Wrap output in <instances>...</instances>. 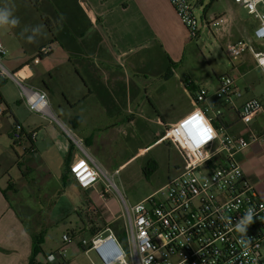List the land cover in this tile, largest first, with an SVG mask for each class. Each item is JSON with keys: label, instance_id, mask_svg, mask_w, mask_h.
<instances>
[{"label": "crops", "instance_id": "obj_1", "mask_svg": "<svg viewBox=\"0 0 264 264\" xmlns=\"http://www.w3.org/2000/svg\"><path fill=\"white\" fill-rule=\"evenodd\" d=\"M228 1L233 4L231 0ZM79 6L92 25L86 37H90V30H97L100 33L109 61L100 59L98 67L95 55L86 53L79 57L76 63H71L65 48L58 43L50 45L52 36L39 17L42 34L35 33L40 43L31 48L34 52L33 58L28 64L12 66L10 69L27 86L45 93L47 98L56 95L58 91L61 102H56L54 108L48 99L55 119L43 118L30 112L20 94L18 99L11 98L6 92V87L0 89V96L7 106V111L0 116V264H42L46 256L62 248L66 250L65 258H59L53 264H84V256L87 257L91 252L83 251L78 238L84 236L90 239L99 234L105 235L106 229L119 220L118 210L112 209V205L118 203V200L114 195L104 194L102 181L87 190H82L73 181L69 174V166L80 153L75 148L72 138L82 141L92 158L104 172L109 173L112 161L104 151L107 144L106 135L110 132L105 134L101 132L104 121L112 122L110 125L114 127L112 130H115L127 124L125 122L130 117L128 113L131 105L135 109L148 112L142 102L143 97L148 96L147 90L137 86L138 93L133 101H127L126 110L111 115L97 95L91 91L88 77L92 79L98 77L99 83L109 88L108 75L112 73V59L127 61L134 57L136 68L147 69V66L153 67L155 63L156 66H162L161 57L156 59L154 56H147L142 62L137 59L140 53H149L151 50L161 54L162 59L164 56L169 58L177 68L191 42L188 30L181 24L167 0H80ZM56 45L65 50V61L56 67H44L43 64L53 56V47ZM44 48L50 50L49 55L43 59H35L37 53ZM172 70L169 75L163 72L160 78L167 80ZM85 71H88L89 75L85 74ZM85 78L88 82L86 85ZM119 80L125 84L126 90H129L127 82L122 78H118ZM190 80L182 85L192 101L191 106L183 110L170 123L171 125L195 108L192 97L196 89L207 88L198 86ZM5 83L6 80L0 88ZM216 88L217 81L213 90L207 88L209 91L207 102L211 106L209 115L212 113L210 117L214 116V110L218 109L222 113L218 122L214 121V125H223L227 132L232 134H245V128L239 121L240 108L245 101L257 97H246L240 101L241 97L229 105L215 99L213 92ZM91 98L95 101H91ZM260 101L264 104V99ZM12 103L16 106L11 107ZM151 104L155 109L154 104L152 102ZM154 112L158 114L156 110ZM150 115L153 116V111ZM132 119L128 124L132 125L138 120L143 122L139 118ZM15 122L20 125L21 134L27 136L36 134L32 141L34 145L32 152L31 143L25 136L17 143L12 141L11 133ZM238 126L241 127L240 130H237ZM250 127L253 131L264 134V112L252 121ZM156 143L161 142L158 140ZM136 156L133 152L129 159L120 163L121 165L119 164L112 172H118ZM237 160L245 179L254 188L258 197L264 200V146L256 144L247 148L237 155ZM33 195L46 200L48 205L45 210L41 208L37 212L42 214V217L38 218L37 229L29 227L24 218V215L33 213L30 207ZM59 221L63 224L69 222V228L61 233L60 238H50V232L56 224L54 222ZM33 233L42 235V251L36 255H33L31 236ZM66 233L73 237L70 244H65L62 240L63 234Z\"/></svg>", "mask_w": 264, "mask_h": 264}, {"label": "built area", "instance_id": "obj_2", "mask_svg": "<svg viewBox=\"0 0 264 264\" xmlns=\"http://www.w3.org/2000/svg\"><path fill=\"white\" fill-rule=\"evenodd\" d=\"M191 38L198 37L199 23L194 14L196 7L208 28H218L226 22L215 17L207 22L203 0H167ZM257 22L252 31V44L238 40L226 46L230 59L251 53L257 68L264 70V0H231ZM44 52V51H43ZM7 50L0 41V58ZM11 78L20 88V96L28 110L43 118L55 119L47 95L24 84L23 80L1 65L0 79ZM213 92L216 100L232 105L240 99L241 90L230 75L216 78ZM208 89L198 87L192 97L195 108L165 130L160 142L170 144L182 157L183 166L172 177L144 200L128 205L112 184L106 172L92 158L82 141L73 143L80 156L69 166V174L82 190L98 182L104 184V194L116 191L123 207L122 220L128 242L127 252L110 229L87 239L78 238L85 253H95L99 264H264L261 244L264 242V200L245 179L237 155L253 145L264 146V134L253 131L252 121L262 112L264 104L253 98L245 101L239 112V121L245 134L227 132L223 125H214L221 117L207 102ZM6 108L0 103V116ZM35 133L29 137L33 141ZM19 127H14V143L24 137ZM209 137H211L209 139ZM117 172H115L116 174ZM107 180L108 183L104 182ZM252 211V221L246 231L236 230V225ZM65 244L73 242L68 233L63 234ZM65 248L45 257L42 264H53L65 258Z\"/></svg>", "mask_w": 264, "mask_h": 264}, {"label": "rangeland", "instance_id": "obj_3", "mask_svg": "<svg viewBox=\"0 0 264 264\" xmlns=\"http://www.w3.org/2000/svg\"><path fill=\"white\" fill-rule=\"evenodd\" d=\"M11 2L15 5L14 15L19 17L20 24L17 27L0 26V41L7 50L6 56L0 58V62L9 71L12 66L17 67L23 63H30L34 53L31 51V48L40 43L39 37L35 33H41L38 21L39 13L32 7L31 0H0V6L7 3V6L10 7ZM37 2L41 6L42 13L50 20L54 22L55 19L60 18L52 8H50L49 12L45 11L46 7H50L53 4L60 5L56 0H37ZM204 3L208 23H211L215 17H224L226 22L218 28H208L205 23L202 26L201 19L203 13L200 8L196 7L194 14L199 23L198 37L191 38V42L184 52L183 60L177 64L176 69L172 70L167 80L162 77L160 78L163 73L162 66H156V63L153 64V67L146 69L144 67L136 68L134 57L129 58L127 61L111 60L113 66L111 68L112 73L108 75L110 84L116 82L118 78H122V80L127 82L131 93L129 101L134 100L132 93H135L137 86L139 88H146L148 95H144L145 97H143L142 102L149 114L145 110L135 109L131 105L128 113L130 117L125 122L127 124H123L119 129L112 130L114 128L110 125L112 122L105 120L106 122L104 121L101 128L103 134L110 132L106 135L107 144L104 153L112 161V169L106 175L109 181L116 186L118 192L128 205H134L156 192L169 179L178 175L180 168L183 166L181 155L170 144L167 142L156 143L162 138L165 130L171 126L170 123L183 110L191 106L192 101L182 83L187 84L186 81L188 82L191 79L190 81L196 83V85L205 86L213 90L216 78L228 74L234 79L241 90L242 98L240 101L246 97L253 96L259 100L264 99V70L256 67L253 55L249 52L240 58L230 59L225 53L226 46L238 40H245L252 44L254 42L252 31L256 28L257 22L248 16L241 7L229 3L228 0H204ZM24 28H27L25 36H32L37 41L36 43H28L25 38L21 37L20 33ZM43 51L46 52L47 48H44ZM103 52L100 53L99 50H96L95 57L98 67H100V59L108 60L107 54ZM153 52L151 50L149 53H140L137 59L142 62L147 56L162 57L161 54ZM65 58V50L56 45L53 47V56L43 66L56 67L61 65L65 61ZM134 74L139 76L135 77ZM24 84L27 85L25 82ZM162 84L163 86L161 87ZM111 86L114 87L113 85ZM4 87H6V92H8L11 98L16 97L18 99L20 88L14 80L11 78L6 79L5 85L0 89ZM58 95L57 91L56 95L48 96L50 105L53 108L56 102H61V98ZM146 97H149L155 109L149 107ZM90 100L95 101L94 98ZM10 106L15 107L16 104L12 103ZM152 111L153 116L150 115ZM132 116L143 120L147 124L148 131H145L146 134H143V126H141L140 122L138 124L137 122H133L132 125L128 124L133 120ZM209 116H212V113ZM215 122L218 121L215 120ZM68 127L72 132L71 126L69 125ZM240 129L241 127L238 126L237 130ZM150 131L152 135L148 133ZM144 149L147 150L145 151ZM141 150L144 151L140 153ZM133 152L137 156L127 162L116 174L113 173L112 171L117 169L120 163L129 159V155ZM104 182L108 183L107 180H104ZM114 196L118 200V203L113 204L112 209L118 210L117 216L119 219H122V211L124 210L120 203L119 194L115 191ZM30 202L32 203L30 207L33 213L24 215V218L29 227L37 229L39 227L38 218L42 217V214H38L37 212L41 208L42 210L47 208V201L33 195V199ZM54 223L56 224L50 232V238H60L61 233L69 228V222L65 224L61 221ZM117 240L127 252L128 242L125 233L120 235L119 238L117 237ZM261 253L264 255V242L261 244ZM93 263L99 264L95 253L91 252L87 257L84 256V264Z\"/></svg>", "mask_w": 264, "mask_h": 264}, {"label": "trees", "instance_id": "obj_4", "mask_svg": "<svg viewBox=\"0 0 264 264\" xmlns=\"http://www.w3.org/2000/svg\"><path fill=\"white\" fill-rule=\"evenodd\" d=\"M56 2L60 3V5L53 4L52 6L45 8L46 12H49L50 8H52L53 11L57 15H59L60 18L55 19L53 22L45 14L42 13L41 6L38 5L37 0H31L32 7L39 13L40 19L52 36L50 45L58 43L63 48H65L71 58L69 61L73 64L76 63L79 57H81L82 55H86V53L95 55L96 50H99L100 53H102V51L106 53L105 48L102 44L101 35L97 30H90V37H86L87 32L89 31V29H91L92 25L86 14L79 6L80 0H56ZM59 12H61L62 14ZM49 53L50 50H47L46 52L39 51L35 59H43L44 57L49 55ZM161 60L162 70L164 74L169 75L170 71L176 68V64L171 62V60L166 56H164L163 59L161 57ZM147 67L149 68V66ZM85 74L89 75L88 71H85ZM88 79L89 82H91V91H93V93L97 95L101 103L105 105L107 111L111 113V115L114 113H123L126 110L125 106L127 105V101L129 100V95L131 93L130 89L126 90L125 84L122 81L117 80L113 85L114 87H112L111 84H108L109 88H105L99 83L98 77H96L95 79H92V77H88ZM3 81L5 80L0 79V85H2ZM86 82L87 79L85 78V85L88 83ZM186 87L188 88L189 86ZM137 93L138 90H136L134 94L132 93L133 97H135ZM146 102L149 104V107L151 109H154L149 98L146 99ZM0 103L5 106L7 111V106L3 102L1 96ZM138 122H140L141 126H143V134H146L145 131H148L147 124L139 120L137 121V124ZM14 125V127L20 128V125L16 122ZM148 133L151 134V131ZM25 137L31 143L30 151L32 152L34 150L33 142L29 136L25 135ZM110 228L118 238L120 237V235L125 233L124 223L122 219H119L112 223ZM31 236L33 241V255H36L37 253H40L42 251V235L33 233Z\"/></svg>", "mask_w": 264, "mask_h": 264}, {"label": "clouds", "instance_id": "obj_5", "mask_svg": "<svg viewBox=\"0 0 264 264\" xmlns=\"http://www.w3.org/2000/svg\"><path fill=\"white\" fill-rule=\"evenodd\" d=\"M15 11V5L12 4L11 6H7V3H4L3 6H0V26H12L17 27L20 24L19 17L14 15ZM42 27V25H41ZM27 32V28H24L20 35L21 37L25 38L28 43H36L37 41L33 39L32 36H25V33ZM211 137H209L210 139ZM252 221V211L249 210L247 215L237 223L236 230L243 233L246 231V225L249 224ZM147 264V262H145Z\"/></svg>", "mask_w": 264, "mask_h": 264}]
</instances>
